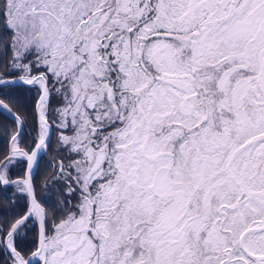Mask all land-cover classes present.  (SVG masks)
<instances>
[{
	"label": "snow or ice",
	"instance_id": "1",
	"mask_svg": "<svg viewBox=\"0 0 264 264\" xmlns=\"http://www.w3.org/2000/svg\"><path fill=\"white\" fill-rule=\"evenodd\" d=\"M0 133V264H264V0H0Z\"/></svg>",
	"mask_w": 264,
	"mask_h": 264
},
{
	"label": "trees",
	"instance_id": "2",
	"mask_svg": "<svg viewBox=\"0 0 264 264\" xmlns=\"http://www.w3.org/2000/svg\"><path fill=\"white\" fill-rule=\"evenodd\" d=\"M4 148V138L2 136V133H0V150ZM13 194V189L8 188L7 190L0 188V201L6 200L8 197H11ZM46 198H48V194H45ZM18 203L22 204L23 201H19ZM9 210L11 209V205H9Z\"/></svg>",
	"mask_w": 264,
	"mask_h": 264
}]
</instances>
